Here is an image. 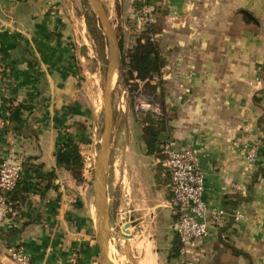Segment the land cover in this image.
I'll return each instance as SVG.
<instances>
[{
  "label": "crops",
  "instance_id": "0c3cea01",
  "mask_svg": "<svg viewBox=\"0 0 264 264\" xmlns=\"http://www.w3.org/2000/svg\"><path fill=\"white\" fill-rule=\"evenodd\" d=\"M97 1L107 19L113 0ZM154 2L158 18L152 36L159 37L164 68L168 58L183 59L176 65L175 92L164 91L175 116L160 140L195 151L204 173V200L227 215L225 225L199 243L196 264H264V177L257 175L262 164L251 169L241 152L245 144L264 139L259 122L264 86L256 81L264 76V0ZM84 19L72 13L71 0H0V116L5 121L0 162L9 156L22 160L25 190V201L1 227L0 264H15L6 255L9 246H21L29 264H68L82 244L91 250L80 254L79 264H96L104 215L94 219L80 202L69 200L65 191L75 183L55 160L62 142L80 146L87 140L80 122L88 111L77 87L84 45L77 36L86 31ZM185 58H191V70L180 68ZM128 124L119 144L130 133ZM127 141L113 177L131 207L128 213L143 209L140 217H126L130 236L125 241L143 242L131 248L132 262L182 264L172 253L175 215L168 175L157 169L153 156L156 172L143 173ZM140 144L147 155L142 137ZM104 188L102 182L103 193ZM96 190L95 183L96 204L104 208L105 194L100 200Z\"/></svg>",
  "mask_w": 264,
  "mask_h": 264
},
{
  "label": "rangeland",
  "instance_id": "374dc122",
  "mask_svg": "<svg viewBox=\"0 0 264 264\" xmlns=\"http://www.w3.org/2000/svg\"><path fill=\"white\" fill-rule=\"evenodd\" d=\"M141 2L142 0H113V6L111 9L109 8V13L106 14L108 16L106 23L113 33L117 47V59L113 70L115 78L113 82L111 80L108 96L111 111V127L109 145L102 165V182L105 187L104 193L102 191V195L105 194V198L103 197L104 208H100L97 206L95 198V183L97 179L95 173L105 129L104 87L111 60L110 36L104 24L105 21H102L97 15L90 0H71L72 13L76 17L88 14L94 18V22L92 23V29L88 31L86 20L84 19L86 31L82 33L78 32L77 36L79 43L84 44L80 52V58L77 60L79 64L77 72L80 74L77 76V87L82 98V105L88 111V118L86 117L80 122L87 130V140L80 146L79 144H75L81 158L82 180L77 182L72 177L75 186L70 189L71 192L66 190L65 193L69 196V200H76L77 204L80 202L83 209L92 215L94 219L98 217L101 221L104 215V227L101 229L99 235L100 247L97 246V250L95 251L96 257L93 260L96 264H133L135 257L132 255L131 248L135 251L143 243L140 242L139 238H135L131 242H127L124 239L130 236V230L127 227L129 222H126V217L130 215L132 217H140L143 209L139 210L138 214L135 213L136 215L132 212L128 213V209L131 207L127 205V198L124 199L123 197L122 187L117 184V179L114 180L113 177V173L118 168L121 147H123L127 139V146H129L134 154L136 163H139L140 167L143 165V173H145V170L149 171L150 174L151 171L156 172L152 168L154 159L142 153V149L140 148V124L138 125L134 120H137L139 123L145 117V113L150 112L161 115V111L157 106L155 108L140 109V104L147 102L144 101L143 83L133 80L126 81L127 76L122 72V60L126 56V52L135 45L136 39L142 36L147 29L150 28L149 30H151L154 24L148 28L142 24L139 14L142 7ZM155 17L156 19L158 18L157 6ZM150 37L159 46V37H153L151 34ZM168 59L169 61H166V64L169 65V68L166 69L163 65L160 71L161 78L154 81L160 80L164 91L175 92L177 78L174 77V74L176 70H179L176 65L179 61H183V59ZM163 60L165 61V59ZM185 61L188 62L182 63L180 68L191 70L189 66L191 58H185ZM166 70L171 74L167 79L162 78L163 75L165 76ZM263 77L261 75L260 79H256L257 83H261V87L264 86ZM164 104V116L166 119L171 120L175 116L171 102L167 103L164 97ZM128 122H130V133L127 139L122 144H119V136L121 138L125 136V129L129 125ZM259 122L263 124L260 127L264 130V117H260ZM252 149L256 153L255 157L250 160L248 153ZM241 152L242 159L247 162L251 169H254L261 162L260 164L262 165L258 167L259 171L257 175L264 177V158L262 157L264 154V139L263 142L254 141L245 144ZM158 168L164 170L162 166ZM166 175H168L167 172ZM79 248L83 251L91 250V247L86 244L77 247V249Z\"/></svg>",
  "mask_w": 264,
  "mask_h": 264
},
{
  "label": "built area",
  "instance_id": "2783aa9c",
  "mask_svg": "<svg viewBox=\"0 0 264 264\" xmlns=\"http://www.w3.org/2000/svg\"><path fill=\"white\" fill-rule=\"evenodd\" d=\"M139 12L142 24L150 27L156 21L154 0H142ZM3 68L0 66V77ZM155 108L148 102L141 103L140 109ZM5 125L0 116V130ZM161 152L165 156L158 164L168 173L169 205L176 217L173 232L180 243L178 258L182 264H196L199 243L207 239L212 230L223 227L227 220L226 212L221 208H210L205 200L204 173L197 164L195 151L190 148L176 150L170 141L164 142ZM252 149L249 159L255 157ZM23 163L15 156H9L0 162V234L3 224L16 213L8 194L14 190L22 178ZM241 215L236 213L234 220ZM1 240V238H0ZM78 250H74L68 264H79ZM6 255L15 264H29V256L21 246H9Z\"/></svg>",
  "mask_w": 264,
  "mask_h": 264
},
{
  "label": "trees",
  "instance_id": "16d2710c",
  "mask_svg": "<svg viewBox=\"0 0 264 264\" xmlns=\"http://www.w3.org/2000/svg\"><path fill=\"white\" fill-rule=\"evenodd\" d=\"M85 20L88 31H90L94 18L85 14ZM153 26L151 30H149L150 28L147 29L142 36L137 38L135 45L126 52V56L122 60V72L127 76L126 81L133 80L143 83L144 101L156 105L161 111V115L150 112L145 113V117L139 121V124L141 126V137L146 148V154L155 157V159L162 160L165 157L161 152V146L164 142L160 140V137L166 135L170 128L168 126L169 119H166L164 116L165 104L162 82L160 80L154 81L161 78L160 71L163 64L159 57L158 46L152 37H150V34L152 36L156 32V28ZM76 148L73 142H62L55 151V160L57 164L64 166L70 172L75 181L80 182L82 180L81 158ZM24 193L25 190L20 187L19 182L14 190L8 194L15 211L25 201ZM179 249L180 243L176 238L172 249L175 257L178 256ZM77 250L79 262H81L82 257L80 254L86 251L80 248Z\"/></svg>",
  "mask_w": 264,
  "mask_h": 264
},
{
  "label": "water",
  "instance_id": "95a60500",
  "mask_svg": "<svg viewBox=\"0 0 264 264\" xmlns=\"http://www.w3.org/2000/svg\"><path fill=\"white\" fill-rule=\"evenodd\" d=\"M105 25L109 31V36H110V48H111V60H110V65L109 69L106 75V83L104 87V108H105V129H104V137H103V144L101 146V151L99 154V158L96 164V186L98 191V197L100 200H102V171H103V162L106 156V151L107 147L109 145V140H110V127H111V111H110V105H109V89H110V84L112 80V75H113V70L115 66V61H116V43L114 41V36L111 30L109 29L108 24L106 23V19H104Z\"/></svg>",
  "mask_w": 264,
  "mask_h": 264
},
{
  "label": "bare ground",
  "instance_id": "6f19581e",
  "mask_svg": "<svg viewBox=\"0 0 264 264\" xmlns=\"http://www.w3.org/2000/svg\"><path fill=\"white\" fill-rule=\"evenodd\" d=\"M90 3L92 4L95 12L97 13V15L101 18L102 21H104V19H106L104 13H103V10L99 4V2L97 0H90ZM105 24V22H104ZM141 264V263H140ZM143 264H149V262H145Z\"/></svg>",
  "mask_w": 264,
  "mask_h": 264
}]
</instances>
